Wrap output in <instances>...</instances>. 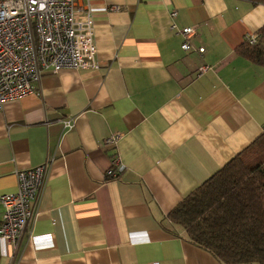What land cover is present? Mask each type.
<instances>
[{
	"label": "crops",
	"instance_id": "obj_1",
	"mask_svg": "<svg viewBox=\"0 0 264 264\" xmlns=\"http://www.w3.org/2000/svg\"><path fill=\"white\" fill-rule=\"evenodd\" d=\"M78 8L92 16L99 67L48 70L38 95L0 112V195L16 190L17 170L50 160L38 215L16 251L0 239V264H220L169 214L264 134V67L240 51L264 27V4L79 0ZM171 23L196 26L193 49H181ZM65 119L72 129L63 130ZM115 155L125 169L109 180Z\"/></svg>",
	"mask_w": 264,
	"mask_h": 264
},
{
	"label": "built area",
	"instance_id": "obj_2",
	"mask_svg": "<svg viewBox=\"0 0 264 264\" xmlns=\"http://www.w3.org/2000/svg\"><path fill=\"white\" fill-rule=\"evenodd\" d=\"M79 0H0V112L4 104L39 94V82L44 72L61 70H95L96 58L93 19L89 11L78 8ZM110 7L109 11H116ZM176 12L172 10L170 17ZM196 26L178 29L173 23L170 30L182 36L181 49L192 48L190 40ZM257 36H248L253 45ZM203 53L204 48L196 49ZM206 68H199L203 72ZM63 130L73 128L74 119L61 120ZM120 135L103 140L112 146ZM50 160L17 170L16 190L0 195V239L16 251L28 226L36 216L35 204L46 181ZM118 156L110 159L105 177L117 180L124 172Z\"/></svg>",
	"mask_w": 264,
	"mask_h": 264
},
{
	"label": "trees",
	"instance_id": "obj_3",
	"mask_svg": "<svg viewBox=\"0 0 264 264\" xmlns=\"http://www.w3.org/2000/svg\"><path fill=\"white\" fill-rule=\"evenodd\" d=\"M240 51L264 67V27ZM169 220L220 264H264V134L190 192Z\"/></svg>",
	"mask_w": 264,
	"mask_h": 264
}]
</instances>
